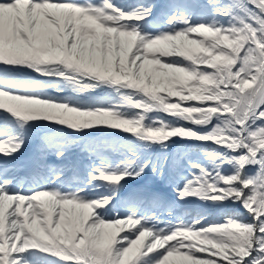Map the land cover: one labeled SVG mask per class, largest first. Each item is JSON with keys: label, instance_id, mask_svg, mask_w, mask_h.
<instances>
[{"label": "snow or ice", "instance_id": "snow-or-ice-1", "mask_svg": "<svg viewBox=\"0 0 264 264\" xmlns=\"http://www.w3.org/2000/svg\"><path fill=\"white\" fill-rule=\"evenodd\" d=\"M157 8L0 0V156L15 159L37 131L59 161L78 136L132 137L110 145L119 160L86 143L93 161L74 184L66 167L30 177L0 167V264H264V0ZM191 146L207 162L189 159L177 198H198L221 220L171 208L164 219L158 199L122 198L129 181L163 177Z\"/></svg>", "mask_w": 264, "mask_h": 264}, {"label": "trees", "instance_id": "trees-1", "mask_svg": "<svg viewBox=\"0 0 264 264\" xmlns=\"http://www.w3.org/2000/svg\"><path fill=\"white\" fill-rule=\"evenodd\" d=\"M148 2H150V0H148ZM171 2H173V0H170L168 3H171ZM94 95H95V93H94ZM110 98H111V96H110L109 93L105 94L103 96V99H110ZM172 99H176V98H172ZM99 137H100V139L98 140L99 141V145L104 144L105 141L103 139L106 138V135L100 134ZM113 143L117 146V144H116V142L114 140L109 141V143L105 144V145L107 147H111L110 145H112ZM210 146H214V145H210ZM117 148H118V146H117ZM106 151L109 152V149H103V153L105 155H106ZM188 151H189V155L188 156H190L191 154H196V152H198L197 148H194V147H189ZM175 153H176V148L174 147L173 150H172V153H170L169 155L175 156ZM201 153H202V155L200 157L201 158H205V161L207 162L206 157H205V155H204L202 150H201ZM148 155L153 160H155V159L161 157L163 155V153H161L159 150H155V151H151V153L148 154ZM187 157H183L180 160V163H179L178 166H173L172 164H169L168 170H167V172L165 173V175L163 177H161L160 175L153 174L151 171H148L147 173H149V174H151L152 176L155 177V178L149 179V181H148L149 184L153 185L156 182H160V183L163 182L162 184L165 185V186L170 185L171 189L177 188V186H180L181 184H183L184 178L189 175L188 161H189L190 158L189 157L187 158ZM120 158L121 157H120L119 151H118L117 153L114 152V157H112L111 159L112 160H119ZM67 172L69 173L70 176H73V177H75V179H77L76 178L77 177L76 176L77 172L71 171V169H69ZM179 172H181L183 175L180 176ZM122 198H124V196ZM124 199H127V198H124ZM152 199L153 198L146 199V200L151 201ZM158 200L163 203V205H164V207L166 209H168L169 207L173 206V210H174L175 214L177 216H182L185 220H190L198 212H204L206 215L209 216V219L213 220V221L222 219V217L219 215L218 212L209 211L206 208L205 204L203 205L201 202H198V203L197 202H189V203H187L188 204V209L187 210L186 209L185 210H179V207H177L178 199L176 201L173 200L172 203H166L162 198H158ZM191 200H193V198H191ZM238 209L239 208L237 206H234V211L236 213H244V209L243 208L241 210L240 209L238 210Z\"/></svg>", "mask_w": 264, "mask_h": 264}, {"label": "bare ground", "instance_id": "bare-ground-1", "mask_svg": "<svg viewBox=\"0 0 264 264\" xmlns=\"http://www.w3.org/2000/svg\"><path fill=\"white\" fill-rule=\"evenodd\" d=\"M33 75H35L34 73H33ZM72 94V92H70V91H68V92H65L64 93V95H66V96H69V94ZM55 94H57L56 92H55ZM97 96H98V94H101L102 95V97L105 95V94H108L105 90H101V91H98V93H95ZM100 139V138H99ZM99 139H92V140H86V141H81V143L78 145V146H76V147H74L72 150H71V152L72 151H76V150H78V149H82L83 151L82 152H86L85 150H84V147H85V144L86 143H91L92 144V142H94V141H98ZM114 139V141L116 142V144H117V146H118V148H119V146H122V145H126L129 141L128 140H124V138H119V139H116V138H113ZM112 140V139H111ZM35 148H36V146H35ZM41 148L42 147H39V148H36V152L38 153V152H40L41 151ZM30 153V150H27L26 152H25V155H28ZM43 153V152H42ZM48 153V152H47ZM38 155H39V153H38ZM71 158L73 159V160H75V157H73V155H71ZM23 159V158H22ZM41 159V158H40ZM42 159L44 160L43 162V165H42V168H41V166H40V164L41 163H37V162H35V167L30 171V173H29V176H31V175H33V174H35V173H37V172H40V171H42L43 170V172H46L51 166H54L55 165V162L57 161L55 158H54V155H53V153H51V152H49L48 153V155L47 156H44V157H42ZM41 161V160H40ZM15 174L16 175H19L18 174V172H15Z\"/></svg>", "mask_w": 264, "mask_h": 264}, {"label": "rangeland", "instance_id": "rangeland-1", "mask_svg": "<svg viewBox=\"0 0 264 264\" xmlns=\"http://www.w3.org/2000/svg\"><path fill=\"white\" fill-rule=\"evenodd\" d=\"M128 1H131V0H127V2H128ZM151 1H152V3L158 5V0H154V1L151 0ZM193 38H196V37H193ZM48 91H49V94H50V95H57V94H55L54 89H49ZM102 91H103V90H102ZM105 91H107V90H105ZM107 92H109V91H107ZM96 93H98V91H97ZM71 95H72V94L70 93L69 96H71ZM96 97L99 98V99H103V97H102L101 94H98V96L96 95ZM176 99H177V98H176ZM131 139H132V137L124 138V140H128V141H130ZM31 144H33V142H32ZM33 145H35V146H37V147H40V146L42 145V142H41V141H38V142H36V144H33ZM191 147L197 148L198 152H196V154H191V155L188 156V157H189L191 160H200V161L206 163L205 158H201V157H200V156L202 155L201 150H200V147H199V146H191ZM209 147H213V146H210V145H209ZM24 149H25V148H24ZM24 149H23V150H24ZM23 150H22V151H23ZM150 153H151V152H148L147 155L150 154ZM20 156H21V155H20ZM32 157H33V156L31 155L30 158H32ZM188 157H187V158H188ZM70 159H71V158H70ZM86 162H88V160H86ZM66 168H67V167H66ZM67 169H68V168H67ZM71 171H75V172H77L78 175H79V177H82V176H81V173L86 175V172H87L86 170H85V171H82L80 165H78L77 168H76L75 170L71 168ZM18 174H20V173H18ZM179 175L181 176V175H183V174H182L181 172H179ZM18 176L22 177L21 175H18ZM25 177H26V176H25ZM73 182H74V179L70 181L71 184H72ZM129 183H133V181H129L128 184H129ZM183 183H184V182H183ZM182 185H183V184H182ZM126 231H127V229H126ZM121 234H123V233H121Z\"/></svg>", "mask_w": 264, "mask_h": 264}, {"label": "water", "instance_id": "water-1", "mask_svg": "<svg viewBox=\"0 0 264 264\" xmlns=\"http://www.w3.org/2000/svg\"><path fill=\"white\" fill-rule=\"evenodd\" d=\"M37 135H41V133H37ZM97 135H95V136H92V137H86L87 139H91V138H94V137H96ZM118 136H123V135H121V134H119ZM126 137H131L130 135H126ZM238 207V206H237ZM240 210L242 209L241 207H238Z\"/></svg>", "mask_w": 264, "mask_h": 264}]
</instances>
